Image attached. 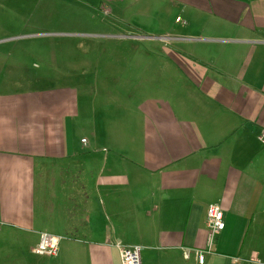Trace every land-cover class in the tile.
Wrapping results in <instances>:
<instances>
[{"label":"crops","instance_id":"1","mask_svg":"<svg viewBox=\"0 0 264 264\" xmlns=\"http://www.w3.org/2000/svg\"><path fill=\"white\" fill-rule=\"evenodd\" d=\"M87 1L126 34L162 18L91 36L135 44L134 69H106L102 107L95 88L0 89L1 239L36 234L32 251L41 232L61 236L42 264H121L118 241L140 245L142 264H201L218 204L212 254L229 258L214 248L254 216L264 181V0ZM123 80L139 93L125 111Z\"/></svg>","mask_w":264,"mask_h":264},{"label":"rangeland","instance_id":"2","mask_svg":"<svg viewBox=\"0 0 264 264\" xmlns=\"http://www.w3.org/2000/svg\"><path fill=\"white\" fill-rule=\"evenodd\" d=\"M175 5L181 6L178 2ZM94 7L99 6H91L87 0H0V55L8 54L10 57L9 61L3 63L5 66L9 65L4 70L9 74L6 79L12 80L8 87H3L0 83V89L19 90L53 84L58 87H78L80 96L85 98L86 94L92 96V89L95 88L101 97L95 101L102 107V99L106 96L103 91L106 69L111 73L115 71L116 74L122 64L124 71L134 69L135 44L118 40L101 44L102 39L92 38V35L103 36L99 33L114 36L126 34V30H130L123 22L119 23L117 16L108 15ZM151 14L154 17L150 15V18L144 20L136 18L139 23L144 24V30L150 31L154 21L159 16L162 18L161 13ZM178 14L183 13L180 11ZM132 18L133 13L129 19ZM136 33L126 35L136 36ZM4 65L0 67V76ZM176 81L182 83L181 74ZM125 83L123 80V97L119 101L121 111L130 110L139 94L132 85L124 86ZM177 86L175 83L174 87ZM88 89L92 91L88 93ZM149 89L154 91V88ZM176 91L180 92V88H176ZM127 116H131L130 112H127ZM79 120L82 121V116ZM1 236L0 264H42L44 260H49L46 256L31 251L37 239L36 234L23 242L2 240ZM222 240L227 248L215 247L214 251L221 255L225 252L224 255L229 258L214 257L213 255L218 254H212L206 256L205 264H249L253 251L264 259V181L254 216L243 220L240 227L228 230L227 236Z\"/></svg>","mask_w":264,"mask_h":264},{"label":"built area","instance_id":"3","mask_svg":"<svg viewBox=\"0 0 264 264\" xmlns=\"http://www.w3.org/2000/svg\"><path fill=\"white\" fill-rule=\"evenodd\" d=\"M264 143V124L259 136ZM82 141H87L83 139ZM223 209L218 204H211L208 207V242L205 250L197 251L199 263H204L207 254L213 253L214 241L217 236L225 229V215ZM61 236L54 235L49 232H41L39 241L35 247L32 248L33 253L46 256L49 258L56 257L59 253ZM117 246L120 250L121 264H142V247L140 245H126L118 241ZM189 256V253H187ZM251 264H264V259H261L256 252L252 253L250 258Z\"/></svg>","mask_w":264,"mask_h":264}]
</instances>
